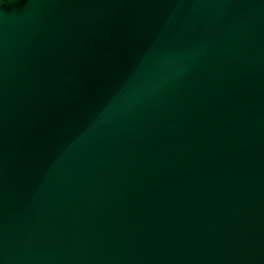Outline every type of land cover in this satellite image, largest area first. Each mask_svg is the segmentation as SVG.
<instances>
[{
  "label": "water",
  "instance_id": "95a60500",
  "mask_svg": "<svg viewBox=\"0 0 264 264\" xmlns=\"http://www.w3.org/2000/svg\"><path fill=\"white\" fill-rule=\"evenodd\" d=\"M0 264H264V0H0Z\"/></svg>",
  "mask_w": 264,
  "mask_h": 264
}]
</instances>
